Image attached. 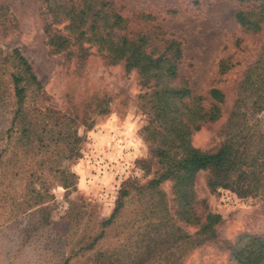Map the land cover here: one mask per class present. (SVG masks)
Segmentation results:
<instances>
[{
  "label": "rangeland",
  "instance_id": "rangeland-1",
  "mask_svg": "<svg viewBox=\"0 0 264 264\" xmlns=\"http://www.w3.org/2000/svg\"><path fill=\"white\" fill-rule=\"evenodd\" d=\"M48 1L0 0V53L17 48L31 63L46 93L40 105L30 102L41 108L36 119L40 117L42 127L51 122L48 109L76 114L79 154L64 158L66 143L48 144L46 137L43 143L34 137L28 146L17 144L11 121L14 97L0 71V86L7 88L0 94V264H236L232 249L264 235L263 198L211 189L208 171H199L188 214L197 219L178 218L170 180L155 190L146 188L159 168L145 129L151 115L143 95L150 87L140 84L135 70L108 63L93 44H83L88 48L80 58L78 45L71 47L70 57L49 53L44 32L50 21ZM98 2L122 16L130 35L143 32L162 45L170 39L179 43L182 55L173 84H185L203 108L213 102L211 88L224 94L219 117L190 135L194 147L215 151L225 140L237 98L242 94L251 102L260 93L257 86L241 88L261 56L264 24L257 31L235 17L238 11L257 12L259 0ZM73 3L83 6L82 0ZM65 23L55 27L63 30ZM246 117L255 131L264 133V99ZM122 188L129 195L106 226L103 221ZM36 191L42 194L40 201ZM156 201L170 222L151 229L155 220L148 216L149 206ZM209 212L220 214L221 220L214 226L215 237L204 241L199 229ZM103 229V236L88 249ZM144 243L149 246L142 251ZM180 244L200 245L182 249Z\"/></svg>",
  "mask_w": 264,
  "mask_h": 264
},
{
  "label": "trees",
  "instance_id": "trees-1",
  "mask_svg": "<svg viewBox=\"0 0 264 264\" xmlns=\"http://www.w3.org/2000/svg\"><path fill=\"white\" fill-rule=\"evenodd\" d=\"M73 1H48L50 21L45 24L44 32L49 53L65 52L70 57L73 55L71 47L78 45L76 57L80 58L85 56L88 48L83 44H93L108 63H122L126 71L135 70L140 84L150 87V92L143 95L151 115L145 129L153 145L151 153L157 158L159 168L146 188L155 190L162 181L170 180L176 202L175 213L182 220L197 219L188 214H191L193 201L192 183L199 171H208L207 185L211 189L229 188L239 197L257 195L264 200V133L258 129L255 131L246 117L247 111L251 108L258 110L264 99V44L257 66L248 70L241 88L244 91L247 87L257 86V91L260 90L257 100L249 102L241 94L228 119L225 140L215 151H202L191 144L190 135L201 124L219 117L224 94L217 88H211L208 93L213 102L209 108H203L200 99L190 88L185 84H173L182 55L179 43L170 39L162 45L143 32L130 35L125 32L128 28L125 20L111 7L106 8V3L82 0L83 6L78 8ZM235 17L243 27L259 31L264 24V0H259L257 12L238 11ZM62 22H66L63 30L55 27ZM0 71L6 75L14 97L11 121L17 133V144L28 146L34 137L43 143L46 137L48 144L66 143L64 158L78 156L80 137L75 126L76 114L48 109L51 122L45 127H42L40 117L36 119L42 115L39 105L46 98V93L27 58L17 48L9 54L0 53ZM1 91L4 94L7 88L0 86V94ZM31 100L35 106L39 105L30 106ZM26 151L23 148L25 155ZM68 175L73 177V173ZM32 191L35 189L32 188ZM41 195L36 191L38 201ZM127 195L128 189L122 188L115 208L103 221L104 225H110L118 216ZM149 212L148 216L155 220L150 222L151 229L170 222L167 210L159 201L150 204ZM220 220V214L207 213L199 229L205 235L204 241L215 237L214 226ZM103 234L104 229L92 238L88 249H93ZM198 245L180 244V247L184 249ZM148 246V243H144L142 251ZM231 255L236 264H264V235L250 238L248 244H239L232 249Z\"/></svg>",
  "mask_w": 264,
  "mask_h": 264
}]
</instances>
